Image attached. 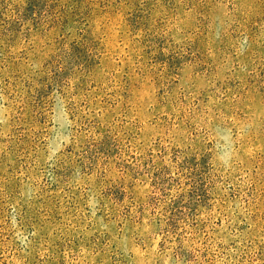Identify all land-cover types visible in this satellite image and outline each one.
I'll return each instance as SVG.
<instances>
[{"label": "rangeland", "instance_id": "obj_1", "mask_svg": "<svg viewBox=\"0 0 264 264\" xmlns=\"http://www.w3.org/2000/svg\"><path fill=\"white\" fill-rule=\"evenodd\" d=\"M0 264H264V0H0Z\"/></svg>", "mask_w": 264, "mask_h": 264}]
</instances>
